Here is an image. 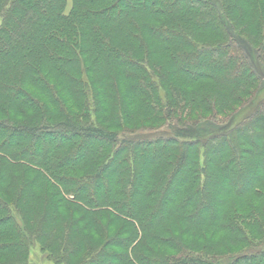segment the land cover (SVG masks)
<instances>
[{
  "label": "trees",
  "instance_id": "obj_1",
  "mask_svg": "<svg viewBox=\"0 0 264 264\" xmlns=\"http://www.w3.org/2000/svg\"><path fill=\"white\" fill-rule=\"evenodd\" d=\"M261 74L264 0H0V264H264Z\"/></svg>",
  "mask_w": 264,
  "mask_h": 264
},
{
  "label": "rangeland",
  "instance_id": "obj_2",
  "mask_svg": "<svg viewBox=\"0 0 264 264\" xmlns=\"http://www.w3.org/2000/svg\"><path fill=\"white\" fill-rule=\"evenodd\" d=\"M210 57V55L208 56H206V58L204 59V62L207 64V66H206V69H205V71L204 72H209V71H211L212 70V68H211V66L210 65H208V61H207V59ZM261 71V70H260ZM261 72H263V71H261ZM189 73H191V72H189ZM193 74V73H192ZM261 75H263L262 76V78H261V81H260V83H259V89H260V93H259V96L262 94L263 95V97H264V93L262 92V91H264V74H261ZM217 122H222V123H226L227 122V120H226V118L225 117H222V116H219L217 119ZM226 121V122H225ZM45 139H47V138H42L41 140H40V142H44L45 141ZM91 145L90 144H88V146H87V148H89ZM36 148H39V145H37V147ZM207 211H208V206H206V207H204V209H203V211H202V214H205V213H207ZM34 258H39L37 255H34L33 256Z\"/></svg>",
  "mask_w": 264,
  "mask_h": 264
}]
</instances>
